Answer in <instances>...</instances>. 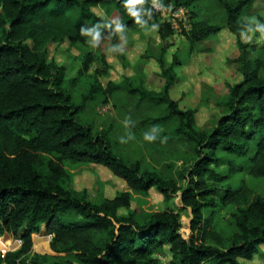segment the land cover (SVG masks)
Wrapping results in <instances>:
<instances>
[{"label":"trees","instance_id":"1","mask_svg":"<svg viewBox=\"0 0 264 264\" xmlns=\"http://www.w3.org/2000/svg\"><path fill=\"white\" fill-rule=\"evenodd\" d=\"M126 2L0 0V236L21 241L15 250L0 251V264H162L166 245L170 264H240L264 245V194H254L244 179L235 187L225 182L239 172L264 180V61L253 58V46L242 40L252 18L262 20L264 0H164L186 8L189 19L183 30L188 50L182 57L176 51L168 67L173 29L159 21L149 0L134 6L135 17ZM153 27L161 40L153 56L164 79L158 91L133 76L103 86L99 77L109 68L103 43L80 51L75 77L47 60L49 42L77 45L97 36L115 42ZM222 29L236 37L238 55L229 60L239 63L243 79L225 84L227 95L217 103L224 113L211 128L198 130L196 110L180 108L169 90L175 68L187 63L198 42ZM150 57L147 48L144 58ZM116 94L124 96L132 127L162 157L164 171L128 159L107 131H95L85 117L86 102ZM78 163L106 168L127 189L92 203L83 190L60 186L69 177L67 164ZM152 188L163 206L131 209L132 199L148 197ZM175 195L191 213L186 229L168 205ZM227 206L234 208V230L223 234L214 221ZM42 226L52 235V254L33 250V235Z\"/></svg>","mask_w":264,"mask_h":264},{"label":"rangeland","instance_id":"2","mask_svg":"<svg viewBox=\"0 0 264 264\" xmlns=\"http://www.w3.org/2000/svg\"><path fill=\"white\" fill-rule=\"evenodd\" d=\"M164 4L167 5L165 2ZM93 10L98 14H103L102 10L98 7L94 8ZM262 12H264V10H262L261 13ZM252 19L256 20L258 23L263 22V18L262 20L256 18ZM159 21L165 22V20H163L161 17H159ZM171 28L173 29V33L168 39L169 46L165 53V60L167 55L170 56L176 51H179V55L182 57L183 54L185 55L188 50V44L183 30H188L189 25L187 28H173L172 26ZM135 34H141L144 36V40H147L148 53L152 55V57L147 59L144 58V55L137 57L138 51L134 50L135 59L132 60V64L130 65L126 61V56L129 52L128 56L132 57L130 53V47H132L131 44L133 40H137L134 39L137 36ZM215 36L211 38L212 43H216L217 41ZM96 43H103L107 47L106 59L109 65L108 72L105 76L99 77V81L103 86H106L108 81H116V79H119L120 77L123 78L126 76V74H128L142 80L143 85L145 84L151 89H159L160 83L158 82V78L161 76L158 74V71L153 70V61L155 60L153 56H156L160 53L159 49L161 46V40L157 34L156 27H153L143 33L122 35L121 38L115 42L102 36L93 37L86 43L77 45H70L68 41L60 43L49 42L47 45V60L48 62H53L63 66L66 69L68 77H75L76 71L78 67H80L78 59L80 51H92ZM251 56L260 57L264 61V46L260 47L259 52H255V54L251 53ZM93 70L94 65L90 69V72H93ZM142 70H146L148 74L152 71L153 72L148 77H145ZM261 75L264 77V69L261 71ZM145 85L144 87H146ZM79 88L83 90L85 88V84L79 83ZM123 97L124 96L121 94H116L113 97H109L108 101L106 102L101 99L86 102L84 113L85 117L91 121L95 131H107L110 139L117 143L121 152L128 159H139L145 166H154L157 169L164 171V167L162 166V157L156 152H153L147 148L142 139L141 133L132 127L131 120L134 121V118L128 113L127 107L123 105ZM223 98L224 97L219 98L218 101ZM196 111L197 121H199L198 123L201 125L206 122L207 125L204 127L211 128L214 123L211 119L213 118L211 117L212 111L206 109V107H202L201 105L200 107H197ZM225 160H229V157L226 156ZM244 161L245 158L240 160L241 163ZM66 168L69 177L60 180L58 182L59 185L71 190H83L85 192L86 199L92 203H100L103 199L112 198L127 189L126 184L121 179L114 176L110 171L100 165L93 163H78L72 165L67 164ZM219 170L225 174L226 166L220 167ZM242 179L246 181L247 185L253 190L254 194H264V180L252 178L245 172H239L235 175H230L225 182L230 184L231 187H235ZM163 203V196L155 188H152L149 191L148 197H134L131 202V209L141 208L147 212H154L161 208ZM168 205L180 214L183 228L186 229L191 218V213L189 209L182 205L179 195L172 196ZM126 212V209H120L119 211L121 214ZM233 212L234 208L231 206L221 207L217 210L214 221V227L217 231L223 234L233 232L234 224L231 219V214ZM0 238L4 243V245L0 243V251L2 253L7 252L8 250L17 249L21 243L19 237H13L7 234L0 236ZM4 238L6 241L8 240V245ZM51 238L52 235L47 234L45 226H42L40 231L33 235V250L36 252L52 254L51 250L49 249ZM46 240L48 243H44ZM160 258L162 264H170L172 260V256L168 251L160 256ZM257 260L258 262H255L254 264L264 263V257L261 255ZM242 264L250 263L242 262Z\"/></svg>","mask_w":264,"mask_h":264},{"label":"crops","instance_id":"3","mask_svg":"<svg viewBox=\"0 0 264 264\" xmlns=\"http://www.w3.org/2000/svg\"><path fill=\"white\" fill-rule=\"evenodd\" d=\"M261 16L263 18L262 23H258L256 20L252 19V26L242 33V40L251 44L254 48L252 54L259 52L260 47L264 46V31L261 30L262 27H264V12L261 13ZM215 38L217 40L216 43H212L211 39L202 40L197 43L198 49L192 50L187 63L181 67L175 68L177 80L172 84L169 90L170 96L178 102L179 107L182 109L190 108L197 110V107H200L201 105L212 111L211 117L213 118L211 119L213 122L224 113V109L219 107L217 102L219 98L227 95L225 84H235L243 79L239 63L229 60L238 55V46L235 35L228 29H222L217 32ZM134 39L137 40H133L131 44L132 47H130L132 57L128 56L129 52L126 56V61L130 65L132 64V60L135 59L134 50L138 51L137 57H139L144 55L147 49V40H144V36L138 34ZM207 47H210L211 51H200V49ZM173 54L174 53L170 56H166L165 67H168L171 64ZM153 62V70L158 71V74L160 75L161 69L159 64L156 63L155 60ZM142 72L145 77H148L153 71L149 74L146 70H142ZM126 76L131 75L126 74ZM120 80H122V77L116 79V82ZM158 82L160 83V89L164 84V79L159 77ZM146 88L154 91L159 90L151 89L148 86H146ZM196 114L197 111L195 112V127L198 130L208 129L209 127H204L207 125L206 122L201 125L198 123L199 121H197ZM167 251L170 252L168 245L165 246L164 253ZM260 255L264 257L263 244L260 245L258 254H256L252 260L247 261L240 259V264H242V262L254 264L255 262H258L257 259Z\"/></svg>","mask_w":264,"mask_h":264},{"label":"built area","instance_id":"4","mask_svg":"<svg viewBox=\"0 0 264 264\" xmlns=\"http://www.w3.org/2000/svg\"><path fill=\"white\" fill-rule=\"evenodd\" d=\"M150 5L173 28H187L189 25L188 10L182 6L166 5L164 0H149Z\"/></svg>","mask_w":264,"mask_h":264},{"label":"clouds","instance_id":"5","mask_svg":"<svg viewBox=\"0 0 264 264\" xmlns=\"http://www.w3.org/2000/svg\"><path fill=\"white\" fill-rule=\"evenodd\" d=\"M142 0H127L126 2V8L129 12V14L132 16V17H135L137 15V13L135 11H133V8L135 5L141 3ZM262 31H264V27H262L261 29Z\"/></svg>","mask_w":264,"mask_h":264},{"label":"bare ground","instance_id":"6","mask_svg":"<svg viewBox=\"0 0 264 264\" xmlns=\"http://www.w3.org/2000/svg\"><path fill=\"white\" fill-rule=\"evenodd\" d=\"M2 239L0 238V243H2L3 245H4V243H3V241H1Z\"/></svg>","mask_w":264,"mask_h":264}]
</instances>
